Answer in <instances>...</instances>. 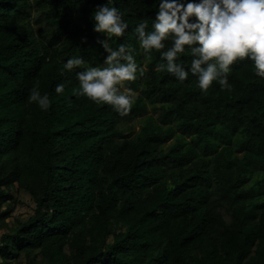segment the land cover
<instances>
[{"label":"trees","instance_id":"trees-1","mask_svg":"<svg viewBox=\"0 0 264 264\" xmlns=\"http://www.w3.org/2000/svg\"><path fill=\"white\" fill-rule=\"evenodd\" d=\"M103 2L0 0V264H264V78L245 59L231 89L202 93L156 71L132 34L156 3L119 0L129 28L111 46L136 49V102L121 116L76 96L63 62L103 61ZM37 84L47 111L28 102ZM14 187L35 211L10 227Z\"/></svg>","mask_w":264,"mask_h":264},{"label":"clouds","instance_id":"clouds-1","mask_svg":"<svg viewBox=\"0 0 264 264\" xmlns=\"http://www.w3.org/2000/svg\"><path fill=\"white\" fill-rule=\"evenodd\" d=\"M118 3L119 0H104L95 5L89 17L92 31L103 37L96 40L106 53L103 61L75 71L86 61L82 56H71L63 62L62 73L74 72L78 82V90L74 89L76 96L108 105L124 116L136 102V94L125 82L135 81L138 71L142 74L143 69L131 44L120 42L111 46L129 28L126 10L118 7ZM154 3L157 7L150 17L151 24L141 20L132 28V34L145 55L159 52L156 71L166 72L180 83L191 74L202 93L214 81L221 90L231 89L232 66L245 59L252 62L254 74L264 78V0H154ZM86 39L82 37V41ZM182 56H190V64ZM54 91L62 95L65 84H56ZM28 102H35L44 111L51 106L49 94L41 95L38 84L31 88Z\"/></svg>","mask_w":264,"mask_h":264},{"label":"rangeland","instance_id":"rangeland-1","mask_svg":"<svg viewBox=\"0 0 264 264\" xmlns=\"http://www.w3.org/2000/svg\"><path fill=\"white\" fill-rule=\"evenodd\" d=\"M133 124L135 125L136 131H138L140 128V124L137 121L133 122ZM12 193L14 196V200L9 204L3 205L2 207L3 211H5L8 207L14 210L12 217L7 221L10 227L14 225L16 219H28L31 215H33L35 211V202L30 194L25 191H19L17 187H14L12 189ZM3 232H5V230L0 231V235ZM14 264H27V262L25 258H22L20 262H14Z\"/></svg>","mask_w":264,"mask_h":264}]
</instances>
